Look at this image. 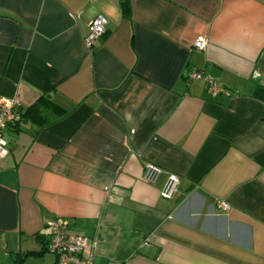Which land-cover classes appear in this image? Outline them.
<instances>
[{"label":"crops","instance_id":"crops-1","mask_svg":"<svg viewBox=\"0 0 264 264\" xmlns=\"http://www.w3.org/2000/svg\"><path fill=\"white\" fill-rule=\"evenodd\" d=\"M1 98L0 264H54L57 218L94 264H264V0H0Z\"/></svg>","mask_w":264,"mask_h":264},{"label":"built area","instance_id":"built-area-1","mask_svg":"<svg viewBox=\"0 0 264 264\" xmlns=\"http://www.w3.org/2000/svg\"><path fill=\"white\" fill-rule=\"evenodd\" d=\"M107 18L99 15L92 19L87 31L83 37V44L86 49H92L97 40L105 32ZM208 45L205 39H197L192 49L195 51H203ZM188 79H202L206 85V92L214 96L216 94L225 93V90L212 78L201 73H189ZM20 102L17 98L0 99V161L4 159L9 151L7 148L8 141L6 138V130L9 126L20 122L21 116L19 112ZM161 175V170L153 164L147 163L143 166L142 181L145 183H154ZM178 178L175 174H167L165 182L159 193L164 200H171L177 192ZM49 235L45 252L55 258L54 264H94L95 242L89 243V240L71 230L70 224L63 218L52 220L48 224Z\"/></svg>","mask_w":264,"mask_h":264},{"label":"trees","instance_id":"trees-1","mask_svg":"<svg viewBox=\"0 0 264 264\" xmlns=\"http://www.w3.org/2000/svg\"><path fill=\"white\" fill-rule=\"evenodd\" d=\"M124 12H128V9L126 10V8H124ZM42 103L40 102V104H38V106H33L32 108H30V112H36V113H38V111H37V109L40 107V105H41ZM47 245V244H46ZM46 250V246H45V249H44V251ZM29 255H34L33 253H29Z\"/></svg>","mask_w":264,"mask_h":264}]
</instances>
